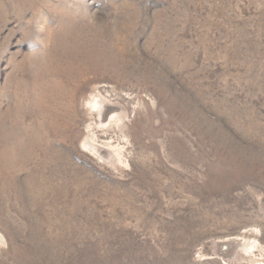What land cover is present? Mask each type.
Masks as SVG:
<instances>
[{
    "label": "rangeland",
    "instance_id": "1",
    "mask_svg": "<svg viewBox=\"0 0 264 264\" xmlns=\"http://www.w3.org/2000/svg\"><path fill=\"white\" fill-rule=\"evenodd\" d=\"M0 264H264V0H0Z\"/></svg>",
    "mask_w": 264,
    "mask_h": 264
},
{
    "label": "bare ground",
    "instance_id": "2",
    "mask_svg": "<svg viewBox=\"0 0 264 264\" xmlns=\"http://www.w3.org/2000/svg\"><path fill=\"white\" fill-rule=\"evenodd\" d=\"M96 104H97V103H96ZM96 104H95V105H96ZM97 106H98V105H97ZM94 109H95V108H94ZM96 110H97V109H96ZM98 111H100V110H98ZM105 114H106V113H105ZM113 114H114V113H113ZM113 114H111V115H109V116H108V115L106 116L107 123H109L110 120L113 119ZM101 115H102V114H101ZM114 119H115V118H114ZM111 121H112V120H111Z\"/></svg>",
    "mask_w": 264,
    "mask_h": 264
}]
</instances>
